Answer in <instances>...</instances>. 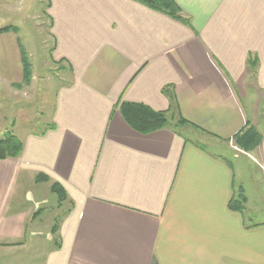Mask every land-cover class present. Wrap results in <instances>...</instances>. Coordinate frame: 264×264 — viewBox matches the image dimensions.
<instances>
[{"label": "crops", "instance_id": "0c3cea01", "mask_svg": "<svg viewBox=\"0 0 264 264\" xmlns=\"http://www.w3.org/2000/svg\"><path fill=\"white\" fill-rule=\"evenodd\" d=\"M174 1L188 21L137 0H49L64 79L50 124L0 160V264H39L24 258L33 247L40 264H264V0ZM3 28L0 80L17 86L23 45ZM122 101L182 117L203 140L138 132ZM249 123L263 140L235 162L204 144L229 150ZM53 182L72 205L44 249L39 186Z\"/></svg>", "mask_w": 264, "mask_h": 264}, {"label": "rangeland", "instance_id": "374dc122", "mask_svg": "<svg viewBox=\"0 0 264 264\" xmlns=\"http://www.w3.org/2000/svg\"><path fill=\"white\" fill-rule=\"evenodd\" d=\"M5 2L0 5V24L5 27H18L21 43L32 62L33 71L30 82L24 83L20 87L5 85L0 80V137L9 132L22 136L24 131L40 132L45 130L51 121L57 86L64 79V72L60 70V64L54 62L51 56L52 38L49 32L50 20L47 13L49 0ZM179 130L191 140L197 139L199 142L203 140L201 136L196 134L193 136L183 127H179ZM204 144L211 151L225 154L232 162L236 161L233 157L234 154L243 156L245 155L243 152H247L238 147L234 139L225 145L230 146L229 150ZM257 170L260 171L258 168ZM39 188L41 189L39 190L41 201L37 207L38 209L43 207L44 213L41 215L43 221L39 219L38 238L36 239L37 243L34 244L45 249V246L50 247L57 240L54 234L53 241L50 239L52 237L50 227L54 224L57 216H62L67 212L69 205L65 203L60 207L56 194L50 188L45 189L46 185L44 190L40 186ZM32 198H34L33 195ZM30 230H32L31 226ZM33 248L25 252L24 258L33 259L34 262L38 261L40 264L43 252L36 250V253Z\"/></svg>", "mask_w": 264, "mask_h": 264}, {"label": "trees", "instance_id": "16d2710c", "mask_svg": "<svg viewBox=\"0 0 264 264\" xmlns=\"http://www.w3.org/2000/svg\"><path fill=\"white\" fill-rule=\"evenodd\" d=\"M152 9L157 11L166 13L173 18L188 21L185 18L178 5L174 0H137ZM1 30H14L18 31V28L15 26H8ZM22 61H23V68H24V78L22 83L17 84L20 87L22 84H28L31 79L32 75V62L25 51L22 48ZM168 92V88L165 89ZM171 96V95H170ZM171 100L174 101L173 97L171 96ZM119 110L123 115L125 121L136 131L141 133H150L153 131H157L164 127H182L184 125L196 127L191 124L189 121L185 120L182 117L173 123L170 117L169 111H162L156 110L144 103H136V102H127L122 101L119 104ZM206 132L205 130H202ZM233 139L236 142V145L241 149L251 152L256 149L263 140V132L256 127L255 125L249 123L247 126L234 135ZM229 141V140H228ZM204 148V147H203ZM23 151V142L21 139L12 132L0 137V160L7 159V158H17ZM50 177L46 174H39L37 176L38 182L49 181ZM51 189L54 194H56L59 202V206L72 202L69 200L67 191L59 182H53L51 185ZM231 209L242 211L243 210V201L239 199H235L230 204ZM70 209V208H69ZM60 218H56L55 223L52 227V234L56 236V233L59 226Z\"/></svg>", "mask_w": 264, "mask_h": 264}]
</instances>
